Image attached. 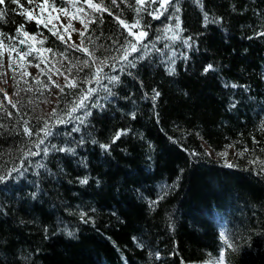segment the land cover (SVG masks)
Listing matches in <instances>:
<instances>
[{
    "label": "trees",
    "instance_id": "1",
    "mask_svg": "<svg viewBox=\"0 0 264 264\" xmlns=\"http://www.w3.org/2000/svg\"><path fill=\"white\" fill-rule=\"evenodd\" d=\"M42 2L0 5V32L15 37L21 52L27 48L20 40L33 47L23 60L12 52L11 69L5 48L0 66V264H201L221 247L207 223L210 209L232 218L227 263L264 264V0H175L179 13L161 9L159 20L147 11L137 17L134 0H117L118 7L103 0L129 23L151 25L144 40L151 51L135 68L104 69L119 76L115 84L103 81L112 95L83 83L90 69L72 65L87 57L69 45L80 44L84 27L79 21L76 35L52 27L50 5L83 8V19L87 13L95 20L85 43L97 57L118 55L113 40L132 37L83 0H49L41 10L36 4ZM158 6L145 5L149 11ZM24 9L43 22L28 20ZM176 16L180 38L172 41L163 28H174ZM21 24L35 40L17 32ZM48 48L51 53L43 51ZM64 76L79 86L61 92L52 81L63 87ZM89 86L97 87L92 99L98 105L87 102L91 115L84 124L68 120L67 110ZM53 109L68 122L57 124ZM45 121L53 135L39 155H29L38 151L43 133L35 132Z\"/></svg>",
    "mask_w": 264,
    "mask_h": 264
},
{
    "label": "snow or ice",
    "instance_id": "2",
    "mask_svg": "<svg viewBox=\"0 0 264 264\" xmlns=\"http://www.w3.org/2000/svg\"><path fill=\"white\" fill-rule=\"evenodd\" d=\"M83 2L85 4H87L89 6V8L93 9L97 13L102 14L104 12H107L109 16H113V18L118 21V23L121 25V27H123L127 31L128 37H132V39H128L127 37H125L123 42H120L119 38L113 40V46L115 47V51L118 53V55L111 56V57H104V58L97 57L95 55V50H90L89 47L87 46V44L85 43V33L88 30V25H89V23L95 22V20L91 16H89L87 13H85V15L88 17L87 20H85V19L80 20V23L84 27V31H80V33H79L81 36L80 44L77 45V44H75V42H73L72 44L69 45V47L72 48L74 51H79L87 57V59H84V60L77 59L76 63L72 65V67H76L77 65L81 66V67L77 68V71H80L82 68H89L90 69L91 76L89 78H86L83 81V83H86L88 85L95 84V85H97V87H103L104 91L106 93H108V95H112V90L110 88H108L106 85H104L103 81L107 80L110 84H115V83L119 82V76L109 75V73L104 72V69L109 68L111 71L115 72V71H123L125 65H127V67H129V68H135L136 67V61L143 59L144 56L148 55L151 51L148 48V45L144 44V40L148 39V29L151 27V25L148 24L147 22H142L141 19H135L131 23H129L128 20L121 18L119 14L114 15L111 8L109 6H106L104 4L103 0H100L99 3H93V0H83ZM126 2H127V0H120V3H126ZM197 2L199 3L200 0H197ZM4 3H5V0H0V5H3ZM11 3H15L18 5V7H22L20 5V0H11ZM28 3H33V0H28ZM149 3L150 4H159V7L155 8L154 10L149 11L145 7V5L149 4ZM110 4L116 5L117 7L119 6L117 3V0H110ZM45 5H49V0H43L42 3L36 4V7L43 10ZM134 5L139 6V7H133V11L136 13L137 17H139L142 12L147 11V14L149 16H151L153 19H157V20H159L160 17L163 15V12L161 11V9H163L166 12V11H168V7H174V11L176 13H179V11H180L179 7H175V0H134ZM201 6H203V5L201 4ZM50 7L53 11H59V12L65 13V14H67V12H68V9L64 8V7L57 9L55 3H52L50 5ZM78 11L84 12V9L81 8V9H78ZM20 14L26 15V18L28 20H33V19L36 20L37 24H40L43 22L39 17H36L32 14V10L24 9ZM3 15H4V12L0 11V18H2ZM174 18L176 20V24H175L174 28L171 25H165L163 28V32L165 33V38L172 40V41H175V40L180 38L177 34V31L180 30L179 16H176ZM166 19H167V17H166ZM205 19H207V14L205 15ZM101 22H103L102 17H101ZM45 27H47L46 23H45ZM67 28H71V24L66 26V30H67ZM133 29H138V31H133ZM49 31H52L53 35H56L57 38L60 39L62 42H66V41H64V36L62 34H58L53 29H49ZM72 31H76V29L73 28ZM17 32L20 33L22 36L26 37L28 40H35V36H30L29 33L24 30L23 24H21L17 28ZM169 32H171L173 34L171 36H168L167 33H169ZM260 35L264 36V32H261ZM14 39H15V37L6 36L5 33L0 32V66H2V64H3V54H4L5 48H7V50L9 51V68L10 69L12 68V62H13V57L11 55L12 52H16V55L21 60H23L25 57H27L28 55H30L32 53L33 47L27 45L26 40H20L19 43L22 45H25L27 50L23 51V52L17 50L15 48V46L12 44V41ZM70 39H71V37L69 36V40ZM88 39L90 40L91 38L88 37ZM157 39H159V37H157ZM5 40H7L9 42L7 45H5V43H4ZM184 42L187 43V40H185ZM38 43L43 44L44 41L41 40ZM149 43H152L153 48L155 47V44L151 40H149ZM43 51L51 53L52 49L51 48L43 49ZM134 53H140V55L133 56ZM60 55L64 56L65 53L61 52ZM129 57H132V59L130 60ZM41 62H44V61L42 60ZM117 65H120L119 69L117 68ZM35 66L39 67L38 64ZM72 67H69L68 69H66V71L69 74H71V72H72ZM211 68H212V65H208L204 69V71L207 72ZM49 71H51V69H49ZM169 71L171 73L172 70L170 69ZM56 72L58 75H64L62 72H60L59 69H56ZM129 74H131V73H129ZM64 79H65V84L63 87L58 85V84H55V82L52 81V83L56 87L60 88L61 92L64 91L65 87L72 89V88H77L79 86L80 82H78L75 78L69 79V76H64ZM49 80H51V77H49ZM36 82L41 83L39 80H37ZM97 87L89 86L86 90H84V89L81 90V94L79 95L78 99H76L72 102L71 107L66 112L68 120H78L80 122V124L85 123V118L87 116L91 115L90 111L85 110V109L89 108V103H87V102H90L91 107H96L98 105V101L92 99V96L97 92ZM233 87H235V85H233ZM26 90L32 91L31 88H28ZM153 92L155 94L153 96V99L159 97L160 93L158 91H156L154 89ZM6 95L7 94L5 93V96ZM13 107H15L14 104H13ZM77 112H82V115H79V116L73 115L74 113H77ZM50 115H51V117L55 118V122L57 124H62V123L68 122L67 120H65V118L63 116L57 117L55 109H53V111ZM133 118H135L134 115H133ZM73 131H79V129L74 127ZM24 133H25V135H27L29 137H31L34 134L33 130H31L27 126V122H25ZM41 133H43V138H41L35 144V147L38 149V151L32 152L30 150L28 153L29 155H33V156L39 155L40 154V151H39L40 146L45 144L47 137L53 135L52 128L49 126L48 121L44 122V126L42 128L36 130L35 135L39 136ZM119 135H120V133L116 134L113 142H115V139H119ZM80 142L83 143V139H81ZM101 147L107 148L108 146L107 145H101ZM52 148L57 150V151H69V152L74 151V149H72V148H58L57 149L55 145H52ZM42 151L45 154H47L48 148L45 147ZM221 155L226 156V153H222ZM40 166L43 167L44 165L41 164ZM227 166L232 167V165H230V164ZM14 171H17V170L14 169ZM8 175L11 176V172H9ZM4 179H5V176L0 175V181H3ZM81 182L87 183V180L85 179ZM153 203H156V202L154 201ZM223 239H224V243L227 244L228 248H233L232 243H229L226 238H223ZM156 255H157V258H159V254L157 253ZM224 260H225V253L223 251H221L220 255H219V264H224Z\"/></svg>",
    "mask_w": 264,
    "mask_h": 264
},
{
    "label": "rangeland",
    "instance_id": "3",
    "mask_svg": "<svg viewBox=\"0 0 264 264\" xmlns=\"http://www.w3.org/2000/svg\"><path fill=\"white\" fill-rule=\"evenodd\" d=\"M67 9H68L67 14L52 10L51 12H49L48 19L50 18V23L53 26L61 27L60 29L63 32L65 31L71 32L73 27L72 25H74V29H76V31H73V33L76 35V33L78 32L79 21L83 19L84 13L78 10L73 11L71 7ZM75 19L78 20V22ZM69 24H71V28H67L66 30V26Z\"/></svg>",
    "mask_w": 264,
    "mask_h": 264
},
{
    "label": "bare ground",
    "instance_id": "4",
    "mask_svg": "<svg viewBox=\"0 0 264 264\" xmlns=\"http://www.w3.org/2000/svg\"><path fill=\"white\" fill-rule=\"evenodd\" d=\"M86 143H87L88 145L91 146V143H90V142H87V141H86ZM159 178H161V177H159ZM161 179H162V178H161ZM153 186H156V185H153ZM150 192H152V191H150ZM220 251H221V248L216 247V253H215V254H211V256L205 258V259L201 262V264H219V255H220ZM212 255H213V258H211ZM179 259L182 261L183 258H179ZM194 263H196V262H194ZM144 264H146V263H144Z\"/></svg>",
    "mask_w": 264,
    "mask_h": 264
}]
</instances>
